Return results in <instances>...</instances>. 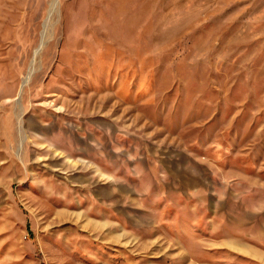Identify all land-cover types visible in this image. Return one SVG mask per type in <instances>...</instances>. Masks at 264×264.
Returning <instances> with one entry per match:
<instances>
[{
	"label": "rangeland",
	"instance_id": "rangeland-1",
	"mask_svg": "<svg viewBox=\"0 0 264 264\" xmlns=\"http://www.w3.org/2000/svg\"><path fill=\"white\" fill-rule=\"evenodd\" d=\"M0 264H264V0H0Z\"/></svg>",
	"mask_w": 264,
	"mask_h": 264
},
{
	"label": "bare ground",
	"instance_id": "bare-ground-1",
	"mask_svg": "<svg viewBox=\"0 0 264 264\" xmlns=\"http://www.w3.org/2000/svg\"><path fill=\"white\" fill-rule=\"evenodd\" d=\"M23 83H25V82H23Z\"/></svg>",
	"mask_w": 264,
	"mask_h": 264
}]
</instances>
